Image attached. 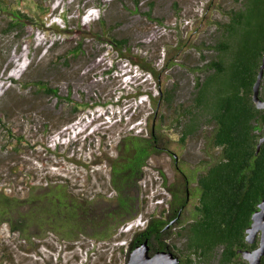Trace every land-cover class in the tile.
<instances>
[{"label": "rangeland", "instance_id": "1", "mask_svg": "<svg viewBox=\"0 0 264 264\" xmlns=\"http://www.w3.org/2000/svg\"><path fill=\"white\" fill-rule=\"evenodd\" d=\"M6 1L34 23L6 32L8 14L0 10V191L27 197L30 188L24 182L31 176L34 186L57 180L76 194L110 197V171L105 162L92 164L96 155L102 150L115 155L121 134L147 135L153 124L165 130L169 149L179 155L190 174L203 164L207 157L204 140L197 136L181 141L180 129L173 122L176 110L161 108L165 112L161 117L147 95L136 98L135 93L139 90L158 96V84L171 87L176 82L177 102H189L195 78L204 77L194 68L204 65L202 55L207 59L215 55L212 46L220 39L218 22L228 21L236 0H141L137 11L133 0ZM151 1L154 9L148 18ZM58 28H67L69 33L59 34ZM82 34H90L82 40L83 52L57 63L55 57L76 46ZM242 37V30H237L226 54H236ZM115 38L127 39L130 50L120 52L112 44ZM177 44L182 46L179 56ZM177 56L175 61L183 66L164 72L160 83L141 66L160 70L168 57ZM39 80L58 87L61 98L39 94L34 99L32 83ZM26 83L30 85L22 87ZM11 89L26 98H14V92L9 96ZM69 92L72 100L100 105L72 115L71 104L65 99ZM51 114L63 115L69 122L47 133L43 125L49 123ZM9 129L23 136L21 144L11 141ZM170 159L161 152L148 161L140 213L109 241L84 235L68 240L47 224L41 233L36 227L30 229L31 239L26 240L10 231L9 215H0V264H126L134 233L145 227L151 216L167 213V186L174 169ZM183 242L175 235L170 241L178 247V254ZM240 260L245 262L242 257Z\"/></svg>", "mask_w": 264, "mask_h": 264}, {"label": "trees", "instance_id": "2", "mask_svg": "<svg viewBox=\"0 0 264 264\" xmlns=\"http://www.w3.org/2000/svg\"><path fill=\"white\" fill-rule=\"evenodd\" d=\"M133 2L134 11H137L141 0ZM236 3L237 7L228 12V21L218 22L220 39L215 40L212 46L215 55L211 59L202 55L201 59L209 61L194 68L197 72H203L204 77L195 78L189 102H177L176 82H173L171 87L158 84V96L139 90L135 93L136 98L147 95L155 110L158 113L160 110L161 117L165 115L161 108L167 111L175 109L176 118L173 122L180 129L181 141L200 136L204 140L205 153L210 150L213 153L207 172L195 178L198 185L197 202L190 211L191 215L173 234L184 241L179 252L181 264H234L241 262L238 250L255 246L247 243L245 231L252 223V215L257 210L258 203L264 199V143L260 153L256 155V130L262 129L264 110L257 108L250 96L260 56L264 53V0H236ZM148 5L146 15L152 18L154 2L151 1ZM0 10L8 14L6 32H16L25 24L34 23V20L22 11L12 10L6 0H0ZM47 12L48 8L43 11V16ZM99 23L103 25L104 19L101 18ZM239 29L242 30L243 37L233 62L227 65L224 59H221V62L216 61L218 54L228 53L231 48L230 39ZM57 32L69 33L67 28H58ZM93 35L99 37L100 34ZM81 36V41H78L76 46L55 57L57 63L61 60L67 62L71 57L83 52L82 40L90 34ZM112 44H115L120 52L130 50L127 39L115 38ZM176 51L177 55L182 52L180 44L176 45ZM246 55L252 63L248 70L249 81L244 79L248 75H244L246 70L242 69L241 63L238 62L246 61ZM178 56L168 57L160 70L155 66H143L139 61L134 63L141 65L142 69L159 82L164 72L174 69L176 65L183 66L175 61L179 59ZM32 84L35 87L32 92L34 99L39 94L61 98L59 88L50 83L39 80ZM29 85L26 83L22 87L27 88ZM12 92L14 98H26V95L18 93L15 89L9 90V96ZM70 97L71 92L65 99L71 104L72 115L100 105L97 101L91 104L75 101ZM101 105L104 106L105 103ZM47 119L49 123L43 125L47 133L69 122L63 115L51 114ZM8 132L11 141L22 143L23 136H16L10 129ZM166 136L160 125H151L147 135L128 131L120 135L115 155H110L104 150L100 151V155H96L97 160L92 164L105 162L109 168L110 186L113 191L110 197L102 193L94 196L76 194L68 189L69 185L57 180H50L43 186H34L31 185L32 179L29 176L24 182L28 183L30 188L27 197L8 196L0 191V215H9L7 221L10 231L18 232L26 240L31 239L30 229L36 227L41 233L47 224L54 233L62 232L63 237L68 240L84 235L95 241H109L122 226L137 218L140 213L143 203L141 196L144 169L153 156L169 149ZM175 195L173 204L178 205L182 198L180 193ZM156 226L162 227L163 221L159 220ZM155 230L156 228L151 227L148 231L134 233L127 256L129 257L133 249L132 242H141ZM39 233L36 232V235H40ZM172 246L178 248L175 244ZM121 251H124L123 247Z\"/></svg>", "mask_w": 264, "mask_h": 264}, {"label": "flooded vegetation", "instance_id": "3", "mask_svg": "<svg viewBox=\"0 0 264 264\" xmlns=\"http://www.w3.org/2000/svg\"><path fill=\"white\" fill-rule=\"evenodd\" d=\"M263 56H264V53L260 56V61H259L258 67H257V72L255 74V78H254L252 85H251V95L250 96H251L252 102H253V100H252L253 85L256 81L257 74L259 72ZM234 57H235V54H218V58L216 59V61L221 62V59H224L225 64L228 65V64L233 62ZM246 58H247V55H246ZM208 61L209 60H205L204 64H206ZM238 62L241 63L242 69L246 70V73H244V75H248V70L252 66V63L248 60V58L246 61L244 60L243 62H241V61H238ZM244 79L249 81L250 75H248L246 78L244 77ZM244 83L245 82H243V85H244ZM242 89L244 90L245 88L242 87ZM259 97L264 101V74H263L261 84H260V88H259ZM152 126L155 127V124H153ZM256 133L258 135L257 139L259 141V139L264 135V123L262 125V129L256 130ZM203 145L205 147V144H203ZM256 149H257V145H256ZM216 152L217 153L219 152L218 148L216 149ZM162 153L167 154V156L169 158H171L170 159L172 161L171 163L174 166L173 174L171 175V177L169 179V183H168L169 185L167 186V191L169 194L167 213L165 216H151L148 219L145 227L139 228L138 232L139 231H148V229L151 227L156 228V230L154 231V233L150 232V235L148 234V237L145 238L144 240H142L141 242L136 243V244H133V242H132L131 248H134L138 244H140L143 241H145L146 239H148L149 245H150V254L151 255H153L154 253H156L158 251L170 250V251H173L181 259V255L176 252V249L172 246L170 241L172 240L173 234L176 231H178L186 223L189 216L191 215L190 211L197 202V190L196 189H197L198 185H197V181L195 180V178L197 177V176H195L196 172H198L197 175L204 174L205 172H207L209 166L211 165L210 161L213 158V153H211V150L208 151L206 153L207 157H206L205 161L203 162V164L200 165L199 167H197L196 170H194V173H192V174H190V172H188V169L186 170L184 164L181 163V158L179 157L178 154H176L175 152H173L170 149H166ZM156 156H154V158ZM175 193H180V197L182 198L181 202H179L178 205L173 204L175 202V198H176ZM159 220L163 221V226L160 228H158L156 226V224ZM258 242H259V239H257V241L254 244H252V245H255L253 248L258 246ZM253 248H251V249H253ZM240 256H241V254H240Z\"/></svg>", "mask_w": 264, "mask_h": 264}, {"label": "water", "instance_id": "4", "mask_svg": "<svg viewBox=\"0 0 264 264\" xmlns=\"http://www.w3.org/2000/svg\"><path fill=\"white\" fill-rule=\"evenodd\" d=\"M263 74L264 56L253 85L252 100L259 109H264V101L259 97V88ZM263 143L264 135L258 141L256 155L259 154ZM257 207V210L252 215V223L245 231V239L250 245L259 239L258 246L253 249L238 250L245 262L235 264H262L264 257V199L258 203ZM126 264H181V259L170 250L158 251L151 255L149 241L146 239L130 251Z\"/></svg>", "mask_w": 264, "mask_h": 264}, {"label": "built area", "instance_id": "5", "mask_svg": "<svg viewBox=\"0 0 264 264\" xmlns=\"http://www.w3.org/2000/svg\"><path fill=\"white\" fill-rule=\"evenodd\" d=\"M126 227H127V229H130L132 227V225L128 224V226H126Z\"/></svg>", "mask_w": 264, "mask_h": 264}]
</instances>
